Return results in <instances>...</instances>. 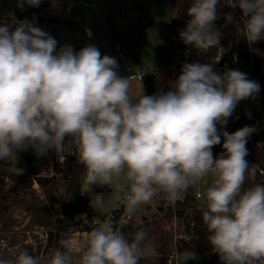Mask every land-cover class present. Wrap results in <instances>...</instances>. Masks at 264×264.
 Here are the masks:
<instances>
[{
    "label": "clouds",
    "instance_id": "1",
    "mask_svg": "<svg viewBox=\"0 0 264 264\" xmlns=\"http://www.w3.org/2000/svg\"><path fill=\"white\" fill-rule=\"evenodd\" d=\"M41 2L17 0L16 6ZM220 2L192 0L179 32L184 44L204 52L219 47L214 22ZM229 6L242 10L249 45L264 40V0ZM167 87L134 102L115 57L102 56L94 44L57 51L54 37L11 14L0 22V161H16L18 150L31 147L37 157L52 150L61 165L75 156L91 188L123 176L128 191L118 199L128 217L161 192L175 202L211 176L202 221L213 252L223 264H264V184L244 186L256 176L246 160L256 129L223 130L238 103L259 93V83L240 70L220 72L196 61L184 63ZM222 139L224 151L214 158L212 148ZM95 204L103 213V193L95 194ZM60 243L65 250L46 260L24 249L0 264H140L159 254L145 230L126 236L110 221L87 234L76 259L70 241Z\"/></svg>",
    "mask_w": 264,
    "mask_h": 264
},
{
    "label": "rangeland",
    "instance_id": "2",
    "mask_svg": "<svg viewBox=\"0 0 264 264\" xmlns=\"http://www.w3.org/2000/svg\"><path fill=\"white\" fill-rule=\"evenodd\" d=\"M43 1V0H42ZM49 6L43 10L38 17L51 18L58 20L60 24L69 21L76 22L71 27L59 28L56 40L60 42L57 50L61 45H71L75 51L88 44H94L100 51L101 55H108L115 57L119 63V74H123V70L127 64L120 55L115 51L111 32L117 30L124 36V40L129 42L141 52L140 63L135 61L136 66L150 73L148 81L151 84L150 93L153 95L158 90L163 89L168 91V84L174 81L182 68V52L179 55L177 49L173 47L170 39V0H94L96 9H90L86 14L83 7L75 6L70 14L65 12V4L72 0H48ZM229 8L226 25L218 30L220 33V42L226 47V50H238V45H232L235 37L240 35L243 30V17L242 10L237 6L235 8L229 6L233 0H221ZM17 0H0V22L9 19L11 14H14L16 19L24 16L27 9L31 6L24 5L23 9L16 6ZM113 23L115 27H113ZM76 19V20H75ZM86 23V24H85ZM85 27H88L93 38H87L85 34ZM55 30V27H53ZM242 62H244L241 59ZM214 70L223 72V68H215ZM233 70H240L247 74L248 79L254 80L259 83L260 91L254 98L242 100L238 103L233 115L229 118V122L239 114H250L260 112L262 110V96H261V81L254 76L250 67L240 65L239 68ZM151 77H155V82L151 81ZM146 81L145 85H147ZM144 88L138 81L130 80V96L135 102L136 99L144 93ZM213 156H218L216 151L212 149ZM29 167L22 164H16V161H10L11 175H9V183H0V194L7 190H15L17 183L21 180L27 181L29 178ZM85 175L81 179L82 194L85 196L89 203L87 212L93 213L96 211L95 194H104V212L102 218L93 217L91 214H81L77 217L78 220H83L87 226H98L99 224L112 220L111 213L116 209L123 210V216L118 222L119 231L131 227L133 230H145L149 237L157 238L161 234H173L178 236L182 234L183 229L178 227L177 222L172 219L167 221L165 219V209L172 208L173 203L167 200L164 193L157 194L153 200L147 204L142 205L135 216L128 217L125 213L124 206L118 197H123L128 191V181L122 176L115 180L111 186H93L92 188L85 183ZM56 188L54 189V206L52 210L54 213L53 221L56 218H61V208L63 205V198L65 195L67 182L62 176L53 177ZM52 180V179H46ZM212 180L211 176L202 179L198 184L190 187L182 196L188 193L204 192L207 186L210 185ZM30 186L32 187V176L30 177ZM27 186V187H26ZM19 196L26 200V205L6 209L0 211V229L1 230H24L27 226L35 225V223L42 221V217L35 215L34 212H28L31 205L39 206L37 200L42 203H48L44 195L45 188L36 191V194L30 196V189L27 183L19 188ZM42 198L43 200H41ZM204 205V202H201ZM36 223V224H37ZM56 226V225H55ZM53 226V228H55ZM52 228V227H50ZM81 226L74 229L71 236V241L74 246L72 255L74 259L79 257L80 244L85 241V237H80ZM75 234V235H74ZM156 238V237H155ZM176 239V238H175ZM156 241V240H155ZM170 248L174 249L170 244ZM55 248L52 246L48 250V256L42 257V260L50 258ZM210 255L203 252H182L178 254V260L181 264H208ZM213 264H223L220 257Z\"/></svg>",
    "mask_w": 264,
    "mask_h": 264
},
{
    "label": "trees",
    "instance_id": "3",
    "mask_svg": "<svg viewBox=\"0 0 264 264\" xmlns=\"http://www.w3.org/2000/svg\"><path fill=\"white\" fill-rule=\"evenodd\" d=\"M191 2L192 0H170V8L174 13L170 26L171 44L175 49H177V51L182 52V65L184 63L200 61L202 63L211 62L214 66V59L217 56L219 48L225 47L223 43L219 41V47L212 48L207 52H204L184 44L179 36L180 30L186 26V22L190 19L187 15L186 9ZM49 3L50 2L48 0H43L39 7L28 8L26 14L17 18V20L27 19L29 21H34L36 26L40 27L53 37L55 35L53 27L59 26L60 24L58 20L36 16L45 10L49 6ZM228 13V6L225 3L220 2L218 5V19L214 22L217 30H221L226 25ZM112 38L114 41L119 42L121 35L113 30ZM59 44L60 42L57 40V46ZM232 45H238V52L241 59L247 67L252 69L254 76L259 78L261 81L262 110L260 112H254L247 115L239 114L238 116H235L231 122H228L226 127L223 129L229 133H233L244 126H252L256 129V131L248 138L246 145L248 149L246 160L248 161L250 167H254L256 169L255 180L249 179L245 182L244 186L250 187L253 184H262L264 181V174L258 167V165L264 166V40L249 45L247 40L244 38L243 31L240 35L234 38ZM255 49H258L259 53L254 51ZM150 90L151 84L148 81L146 85V92L144 94L150 95ZM217 127L218 129L220 128L219 125H217ZM222 143L223 139L221 140L220 145H216L212 148L216 151L217 155L224 151ZM215 157L216 156H214V158ZM28 173L29 178L27 181L21 180L17 183V188H15V190H7L3 194H0V211L26 205V200L18 194L19 188L25 185V183L29 186L30 196L33 198V195L36 194L35 189L30 186V177L35 175V171L32 168H29ZM55 175V177L62 176L67 182L63 205L61 208V218H56V222L53 221L54 213L57 212L56 210H52L55 199L54 189L56 188L55 183L52 182L54 181V178H51L52 180H37L39 186L41 188H45L44 195L48 203L44 204L40 200H37L39 206H35L33 204L28 208V212H34L35 215L42 217V221L38 223L36 222L37 224L35 223V225L52 227L49 245L44 250L45 254L48 253V250L52 246L55 250H65L62 248L60 242L64 239H68L70 241L75 228L81 226L82 232L88 234L94 227H97L87 226L86 223L84 224L83 220L77 219L79 215L85 213L88 215L91 214L93 217L97 218L103 217V213L97 210L93 213L87 212L89 201L84 198L81 185V179L85 175L83 165L76 168L66 169L64 171L55 169ZM203 210H206L205 205H202L201 202H197L193 193L186 194L183 200L175 203L174 207L166 208L164 210L166 213L165 219H167V221H171L173 217L176 218L178 227L183 229L182 234L179 235L180 237L177 238V240L173 234H169V237L168 235L161 234L159 238H157V234H154V237L151 236L150 238L156 246V250L159 254L155 257L141 260L140 264H169L174 252L177 254L182 252H203L211 256L208 264L215 263L219 255L213 252L211 245L208 243L207 237L209 233L202 221ZM111 215V223L114 228L118 230V222L123 216V210L116 209L111 213ZM53 226H55V228H53ZM136 231L138 230H133L131 227L122 229V232L126 236H130V234H133ZM173 243L174 249H171L170 244L173 246ZM27 250L30 254H32V250ZM40 250L41 248L38 249L35 256H39Z\"/></svg>",
    "mask_w": 264,
    "mask_h": 264
},
{
    "label": "built area",
    "instance_id": "4",
    "mask_svg": "<svg viewBox=\"0 0 264 264\" xmlns=\"http://www.w3.org/2000/svg\"><path fill=\"white\" fill-rule=\"evenodd\" d=\"M83 7L86 11L90 9H96V4L94 0H72L65 4V12L69 14L75 6ZM85 34L87 37L91 38V31L85 30ZM113 46L115 51L120 55V57L126 61V68L123 70V74L127 76V78L131 81H138L142 88H144V93L146 92V81H148L150 73L144 71L140 68V66H136L134 61L130 60L127 54V48L124 47L120 42H116L113 40ZM180 55L181 52L177 51ZM218 60V63L214 62L213 68H223V69H233L239 68L240 65H245L244 62L241 61V57L239 55L238 50H226L225 47H220L217 56L214 59ZM17 158L24 162L26 166L32 168L35 171V175L32 176L33 188L36 191H39L41 187L39 186L37 180L38 179H51L55 177V169H59L64 171L70 168H76L81 166L76 161L75 156H69L67 159V163L61 165L57 162L56 157L52 150H49L47 156L45 157H37L31 147L27 148L24 151H17ZM12 159H8L7 161H0V183H9V175H11L10 169V161ZM195 200L197 202H205L203 199L202 192H194ZM184 198V197H183ZM183 198H179L177 201L183 200ZM43 200L42 198H40ZM173 203V206L177 202ZM46 204V203H44ZM174 221L177 222V219L174 218ZM178 225V224H177ZM52 228L43 226V225H32L27 226L24 230H1L0 229V258H11L14 254H18L19 250L30 249L32 250V255H36L38 249L41 248L39 257H47L48 253L45 254L44 250L47 248L50 242V234ZM180 236H175L176 240ZM178 254L176 252L173 253L169 264H181L179 262Z\"/></svg>",
    "mask_w": 264,
    "mask_h": 264
},
{
    "label": "crops",
    "instance_id": "5",
    "mask_svg": "<svg viewBox=\"0 0 264 264\" xmlns=\"http://www.w3.org/2000/svg\"><path fill=\"white\" fill-rule=\"evenodd\" d=\"M70 2V1H69ZM92 10V9H91ZM73 11V10H72ZM71 11V12H72ZM89 11V10H88ZM88 11H86V14L88 13ZM70 12V13H71ZM170 12H171V17H170V26H171V22H172V19H173V17H174V13L171 11V8H170ZM69 13V14H70ZM49 18V17H48ZM76 20V19H75ZM108 21H109V18H108ZM110 22V21H109ZM74 23H76V22H73V21H69V22H67V23H63V24H59V26H56L55 27V35L53 36L54 38H57V34H58V29L59 28H65V27H71ZM111 23V22H110ZM86 24V23H85ZM112 25H113V27H115V25L113 24V23H111ZM116 28V27H115ZM85 30H90L88 27H85ZM91 31V30H90ZM116 33H119L120 35H121V39H120V43L124 46V47H126L127 49H131V50H133V52H134V55L137 57V61L140 63V58H141V52L137 49V47H134L133 45H131L129 42H126L125 40H124V36L120 33V32H118L116 29L114 30ZM91 35H92V37L91 38H93L94 37V35L92 34V32H91ZM111 36H112V32H111ZM87 38H89V37H87ZM91 38H89V39H91ZM171 39V38H170ZM112 42H113V38H112ZM62 46H64V44H62L61 45V47ZM58 51V50H57ZM151 81L152 82H155V77H151ZM152 93H150V95H151ZM22 164V162H21V160H19L18 158L16 159V164ZM186 195V194H185ZM184 195V196H185ZM184 196H182V197H180V198H183ZM84 198H86L85 196H84ZM87 199V198H86ZM88 200V199H87ZM204 205H205V202H204ZM85 224V223H84ZM77 234H79L80 235V237H85L84 235H86L87 233H85V232H81V233H77ZM75 235V234H74ZM71 241V240H70ZM71 245H72V249H74V247H76V246H74L72 243H71ZM72 251V250H71ZM80 251V250H79Z\"/></svg>",
    "mask_w": 264,
    "mask_h": 264
},
{
    "label": "water",
    "instance_id": "6",
    "mask_svg": "<svg viewBox=\"0 0 264 264\" xmlns=\"http://www.w3.org/2000/svg\"><path fill=\"white\" fill-rule=\"evenodd\" d=\"M127 54H128V57L130 60H132L134 62L137 60V57L134 55L133 50L127 49ZM258 167L261 170V172L264 174V166L258 165ZM262 184H264V181L262 182Z\"/></svg>",
    "mask_w": 264,
    "mask_h": 264
}]
</instances>
